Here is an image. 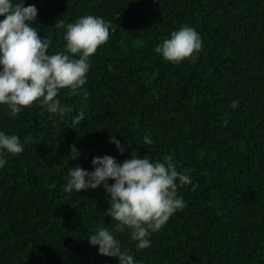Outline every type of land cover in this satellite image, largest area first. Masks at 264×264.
<instances>
[{
	"label": "trees",
	"instance_id": "1",
	"mask_svg": "<svg viewBox=\"0 0 264 264\" xmlns=\"http://www.w3.org/2000/svg\"><path fill=\"white\" fill-rule=\"evenodd\" d=\"M28 4L38 9L50 52L63 47L61 22L95 15L111 27L80 93L61 90L69 111L52 115L33 103L10 116L0 105V130L24 143L0 169V264H117L87 239L102 223L112 226L103 188L62 190L69 167L91 171L92 158L106 154L117 161L169 155L177 170H190L192 183L178 189L186 207L151 234L148 248L118 234L140 264H264V0ZM182 25L200 34L203 47L173 64L153 49ZM79 112L84 120L73 126ZM146 133L154 144L143 143ZM115 134L130 144L123 154L109 142Z\"/></svg>",
	"mask_w": 264,
	"mask_h": 264
},
{
	"label": "clouds",
	"instance_id": "2",
	"mask_svg": "<svg viewBox=\"0 0 264 264\" xmlns=\"http://www.w3.org/2000/svg\"><path fill=\"white\" fill-rule=\"evenodd\" d=\"M25 3L26 0H0V105L7 106L10 116L33 103L49 114L62 115L69 109L60 103L61 90L67 89L75 96L86 85L92 57L108 40L111 22L95 15H82L67 24L61 22L63 47L50 52L51 40L38 34V9ZM202 47L200 34L182 25L158 43L153 52L167 62L179 64L194 58ZM229 107L237 108L238 101H230ZM83 120L84 113L79 112L71 124L75 126ZM222 123L226 125L227 121ZM142 140L145 145L155 143L150 133ZM109 142L121 154L130 147L127 141L122 146L116 134L110 135ZM23 150L24 143L18 135L0 130V169L7 163L5 154L18 155ZM68 155L71 160L79 157L75 145L70 146ZM91 167V171L79 165L69 167L62 185L65 193L102 187L106 194L105 213L115 223L111 222V227L102 223L89 232V245L96 247L102 257L116 258L117 264H140L129 251L122 250L118 234L127 231L136 249L148 248L151 234L186 207L178 189L192 183L190 170H177L169 155L156 160L138 154L123 161L107 154L94 156Z\"/></svg>",
	"mask_w": 264,
	"mask_h": 264
}]
</instances>
